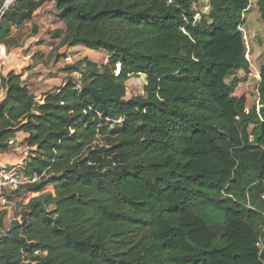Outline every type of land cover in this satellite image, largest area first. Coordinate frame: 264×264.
I'll return each mask as SVG.
<instances>
[{"label": "trees", "instance_id": "trees-1", "mask_svg": "<svg viewBox=\"0 0 264 264\" xmlns=\"http://www.w3.org/2000/svg\"><path fill=\"white\" fill-rule=\"evenodd\" d=\"M50 2L58 47L108 59L65 66L77 81L39 99L20 74L0 78V152L26 133L24 172L39 177L14 192L37 195L7 228L0 211V264H264V61L257 106L227 82L249 68L250 0H209L199 19L192 0H13L0 44L19 45L13 30Z\"/></svg>", "mask_w": 264, "mask_h": 264}, {"label": "rangeland", "instance_id": "rangeland-1", "mask_svg": "<svg viewBox=\"0 0 264 264\" xmlns=\"http://www.w3.org/2000/svg\"><path fill=\"white\" fill-rule=\"evenodd\" d=\"M257 0H250L249 7L243 13V23H242V31L245 36L247 52L246 58L249 63V68L247 71L245 70H237L228 76L227 82L232 80L233 78H238L239 83L237 84L234 95L235 96H244L246 98V108L249 109L252 106H257L258 103V93L257 86L259 82V68L264 61V33H263V23L260 20L259 14L257 12L256 6ZM209 0H192V9L195 10L198 14L196 15V19H199L200 15L205 13L208 9ZM57 10L53 3L45 4V6L40 10L39 14H37L35 20H32L29 23H26L24 26L20 28H16L12 32V37L14 39H18L19 45L16 47H20L27 39L32 36L31 31L34 26L38 28V30H46L47 35L52 30L58 28L57 19ZM43 18V20H42ZM61 26L64 28L62 22ZM50 36V35H49ZM43 38V37H41ZM7 50H11L12 48H7ZM15 48V47H14ZM76 59L68 63L67 66L73 64L75 61L82 59L84 57L90 59L91 61L97 63L98 65L104 64L107 62L108 55L105 52H97L93 50H88L86 48L79 49L76 52ZM72 58V57H71ZM67 78H74L77 81L79 78V73L71 74ZM145 76L140 75L138 77H131L126 82V98L129 99L137 94H143V88L145 86ZM52 186H48L46 191L52 190ZM13 203L9 205L6 209H3L5 206H0V211L4 210L6 212L4 216V225L7 228L10 222L14 219L16 212L18 211V197H15L14 193L10 195ZM29 196V194H28ZM27 197H23L22 201L26 202Z\"/></svg>", "mask_w": 264, "mask_h": 264}, {"label": "crops", "instance_id": "crops-1", "mask_svg": "<svg viewBox=\"0 0 264 264\" xmlns=\"http://www.w3.org/2000/svg\"><path fill=\"white\" fill-rule=\"evenodd\" d=\"M44 6L45 5L35 11L33 20H35L37 14H39ZM59 22L57 25L58 28L63 29ZM58 43L59 40L52 39L47 35L46 30L40 29L36 34L30 36L20 47H13L11 50L6 49V57L4 60L0 59V78L5 77L10 71L20 74L21 79L25 81V84L28 86L29 91L36 96L37 99L45 92L60 89L66 84L67 77L75 73H68L63 70V68L70 63V61H67L65 58L70 56L75 60L77 56L76 52L85 47L80 45L73 47H58ZM4 97L5 92L1 88L0 100ZM27 137L28 135L21 131L17 132L15 135V138L20 143L26 142ZM22 162L21 155L13 152L10 148L7 151L0 152V165L20 164V167L23 166L24 169L25 162ZM35 195L37 194L33 192L22 191L17 201L26 204ZM27 196L28 199L26 202L22 201L23 197Z\"/></svg>", "mask_w": 264, "mask_h": 264}, {"label": "built area", "instance_id": "built-area-1", "mask_svg": "<svg viewBox=\"0 0 264 264\" xmlns=\"http://www.w3.org/2000/svg\"><path fill=\"white\" fill-rule=\"evenodd\" d=\"M13 0H5L3 6L0 8V16L2 15L4 9L10 4ZM245 38V36H244ZM6 48L5 46L0 44V59L4 60L6 57ZM67 61H73V58L67 56L65 58ZM7 146L15 153L21 155L22 163H24L27 157L30 154L31 147L28 146L26 142L20 143L17 139L10 138L7 141ZM39 180V177L36 174H26L24 172L23 166L20 167V164H1L0 165V206H5L7 208L9 205L13 203L10 195L16 191H18L22 186L34 183ZM22 192V191H21ZM20 196V194H19ZM18 197V196H17Z\"/></svg>", "mask_w": 264, "mask_h": 264}]
</instances>
